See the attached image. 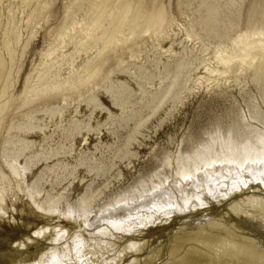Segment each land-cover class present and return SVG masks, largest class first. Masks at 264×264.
<instances>
[{
  "label": "bare ground",
  "instance_id": "obj_1",
  "mask_svg": "<svg viewBox=\"0 0 264 264\" xmlns=\"http://www.w3.org/2000/svg\"><path fill=\"white\" fill-rule=\"evenodd\" d=\"M21 4L29 8V16H36V23L50 20L57 12L53 0H21ZM197 10L201 14L194 34L205 32L220 39L215 58L222 69L206 66L208 72L251 71L254 78L264 76V0H201ZM167 13L158 0H63L58 25L46 30L54 44L43 52L39 68L23 72L24 89L17 94L9 89L15 84L8 81L14 75L21 34L14 17L4 22L0 38V264H264V119L262 128L245 125L238 129L235 124L225 132L214 130L205 142L174 157L170 176L139 183L110 199L97 213L99 227L91 242L84 235L90 219L83 221L82 215L92 208L107 180L94 185L91 179L74 210L62 203V192L41 184L43 174L54 171L57 163L45 165L30 182L26 180L33 166L46 162L57 150L53 154L47 150V140L55 132L47 135L32 122V109L22 108L35 102L44 105L49 98L67 102L74 95L79 102L95 103L97 87L112 92L113 102L121 104L129 87L112 74L116 69L125 71L128 59H141L144 34L156 42L169 37L173 18ZM68 43L73 47L66 52ZM28 46V41L23 42L22 54ZM82 52L85 57L75 65L74 55ZM65 64V74L52 71ZM184 68L178 60L170 70L173 77L148 103L150 114L173 100ZM261 98L264 101V94ZM17 99L16 114L24 120L7 122ZM48 109L50 116L61 115L62 107ZM61 122L55 126L64 139L82 128L78 119H69L66 126ZM34 128L43 134L39 149H32L34 141L25 136ZM87 169L94 168L87 164ZM63 235L65 240L60 241Z\"/></svg>",
  "mask_w": 264,
  "mask_h": 264
},
{
  "label": "rangeland",
  "instance_id": "obj_2",
  "mask_svg": "<svg viewBox=\"0 0 264 264\" xmlns=\"http://www.w3.org/2000/svg\"><path fill=\"white\" fill-rule=\"evenodd\" d=\"M1 1L0 38L4 35L3 25L9 16L15 18L21 34L16 44L18 55L14 61V75L8 81L15 84V87L9 89L17 94L19 89H24L23 72L30 67L39 68L38 63L45 58L43 52L51 43L54 44L53 36L46 30L58 25L63 14V0H53L52 7L57 10L55 16L46 22L40 20L39 23H36V16L28 15L29 8L24 7L21 0ZM158 1L168 12V17L173 18L169 37L156 42L144 34L141 36L142 40L140 39L141 59L134 62L128 59L124 63L125 71H114L112 78L129 87L121 104L113 102L112 92L97 87L94 104L79 102L74 95L67 102L49 98L44 105L35 102L22 108L32 109V122L41 126L47 135L55 132L51 140H47L50 145L47 150H51V154L54 153L53 150H57L55 156H51L46 162L40 161L31 168L26 174L28 182L45 165L57 163L54 171L43 174L41 184L44 189L53 188L52 192H62V203L67 202L69 209L74 210L85 185L91 179H95L94 185L107 180V187L91 204L92 208L82 215L83 221L90 219L89 225L85 226L86 231L84 230L89 242L99 227V223H96L100 209L110 199L121 193H128L139 183L149 180L157 182L170 176L174 168L173 159L177 154H183L200 142H205L209 133L217 129L225 132L235 124L238 129H244L245 125L262 128L264 101L261 97L264 94V76L254 78L251 71L220 75L208 72L206 66L222 69V64L215 58V48L220 39L205 32H200L197 36L194 34L199 30L197 19L201 12L197 10V5L201 0ZM241 14L242 17L245 16L246 8L242 9ZM28 16L30 20L25 21ZM31 32L34 35L29 37ZM25 41H28L29 46L22 54ZM72 47L68 43L64 50L71 51ZM84 57L83 52L74 55V64L77 65ZM178 60L183 61L185 68L179 74L175 97L150 114L149 101L173 77L170 70ZM66 68L67 64L52 71L65 74ZM19 104V99L13 103L14 106L10 108L9 116L7 115L8 119L6 117L7 122L10 119L13 122L24 120L16 114ZM53 106L62 107L61 115H49L48 108ZM59 119H62V126H66L69 119L81 120L82 128L64 139L60 129L55 126ZM84 123L88 126L85 127ZM27 133L26 138L34 141L32 149H39L43 137L41 131L34 128ZM167 159L170 165L166 164ZM19 160L23 161L22 158ZM87 164L94 169L88 171ZM147 188L150 186L147 185ZM64 235L60 241L65 240Z\"/></svg>",
  "mask_w": 264,
  "mask_h": 264
}]
</instances>
